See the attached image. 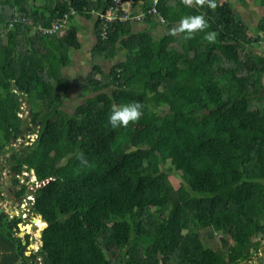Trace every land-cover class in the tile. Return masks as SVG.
Returning <instances> with one entry per match:
<instances>
[{
  "label": "trees",
  "instance_id": "trees-1",
  "mask_svg": "<svg viewBox=\"0 0 264 264\" xmlns=\"http://www.w3.org/2000/svg\"><path fill=\"white\" fill-rule=\"evenodd\" d=\"M254 1L264 10V0ZM109 2L0 0V157L12 136L39 126L36 140L8 161L16 174L25 167L38 183L49 179L30 205L47 222L34 262L250 260L264 238V54L254 46L264 42V12L255 26L261 36L250 33L228 0H214L215 8L207 0L191 6L159 0L166 23L152 14L138 31L134 22H114L106 38L98 18L92 57L112 59L123 50L124 59L108 71L96 63L87 77L70 82L62 69L81 47L72 20ZM71 10L63 33H32ZM175 15H202L208 27L173 34L180 22L168 16ZM207 32L216 34L214 41ZM61 87L86 97L72 113L63 108ZM23 102L30 103L27 124L18 114ZM133 102L142 115L113 129L112 106ZM173 173L181 177L179 187ZM18 222L0 213V264L20 260L17 248L24 245L13 236ZM110 244L118 250L107 255Z\"/></svg>",
  "mask_w": 264,
  "mask_h": 264
},
{
  "label": "crops",
  "instance_id": "crops-1",
  "mask_svg": "<svg viewBox=\"0 0 264 264\" xmlns=\"http://www.w3.org/2000/svg\"><path fill=\"white\" fill-rule=\"evenodd\" d=\"M149 1L150 0H139V3H140V5L143 6L145 3H149ZM228 1H230V0H228ZM230 2L233 5V2L232 1H230ZM172 17L181 18V19L183 18L181 15L168 16V18L170 19V21H171V18ZM74 19L76 20V23L79 26V30H80L79 31V40L81 42V47L78 48V49H73L70 52V54H71V63L67 67H64L62 69L63 75L70 82H72L74 79H77V78L87 77L90 74V72H91L94 64H96V63L100 64L103 67L104 70L108 71L113 64H115L118 61L124 59V57L122 56L123 50L120 51V53H119V55L117 57L112 58V59H95V58H93L91 52H92L93 47L97 43V34H96V27H95V23H96L97 18L94 15H91V16L77 15ZM146 26H147V23H144L143 21L134 22L133 23V31L142 30ZM66 30H67V28H66ZM34 32L35 31H32V33H34ZM61 33H63V31L60 32L59 34H61ZM59 34H57V35H59ZM108 61H111V63L112 62H114V63H112L110 66L107 67L108 69H106L105 68V65L108 64ZM90 64H91V67L88 68ZM67 71H70V72L67 74ZM75 71H77L76 74H75ZM62 88L63 87H61L60 89H62ZM63 89H65V88H63ZM66 89H69V88H66ZM59 92L60 91H58V93ZM28 103L29 102H23L22 108H21V110L18 113L19 116L22 119H23V115H22L23 112L28 111L27 112L28 114L30 112L28 110V106L30 105V103L29 104ZM24 123H25V121H24ZM31 135L33 136L34 134H31ZM27 136H30V134H27ZM27 136H25V133H23L18 138H14L12 136L11 142L7 145L6 153L3 154V155H1L0 160H2L3 159V156H6V155H7V160H8L9 155L14 152V149L15 148H13V146L11 145V143L14 142V140H18L19 138L20 139H26L25 137H27ZM35 140H36V138L33 141H35ZM9 148H10V150H9L10 153L8 154V149ZM0 170H1V168H0ZM31 170L34 171L33 169H31ZM31 170H28V171L33 176L32 177V180L33 181H36L37 178H35V176H34L35 172L33 174V172ZM30 180H31V178H30ZM12 181H13V178L11 179V182ZM12 183L9 182V185H12ZM4 192H5V186L3 185V182L0 181V209H1L0 213H4L6 215V217H7V219H10L14 215V212H16L15 215H18V212H19L18 209H17L18 208L17 207L18 205H15V204L12 205V204H10V202L8 201V199H6L5 196H4ZM29 196H34V195L28 194V198H29ZM35 216H37V215H35ZM31 218H33V215H32ZM31 218L28 219L27 222H29V220L31 221ZM18 219H20V218H18ZM21 222H23L24 224L27 223L26 221H20V223ZM37 233H38L37 235L39 236L40 229H38ZM23 234H24V232L21 231V233L19 234V236L20 235H23ZM21 241H22V245H25V241L23 239H21ZM41 243H42L41 239H38L35 243H33V245H35L36 248H39L41 246ZM2 247L3 248H6L8 246H5V247L2 246ZM17 253L20 254L19 253V248H17ZM259 256H260V254L258 255L257 252H255L251 256V259L250 260L244 261V262H242V264H258L257 262L259 260ZM19 258H20V260H18L14 264H22L21 262H22V260H24V258H21V255H20ZM27 264H29V263H27Z\"/></svg>",
  "mask_w": 264,
  "mask_h": 264
},
{
  "label": "flooded vegetation",
  "instance_id": "flooded-vegetation-1",
  "mask_svg": "<svg viewBox=\"0 0 264 264\" xmlns=\"http://www.w3.org/2000/svg\"><path fill=\"white\" fill-rule=\"evenodd\" d=\"M40 124V122H39ZM39 126H35L32 125L31 128L33 129H38ZM27 130H31L30 128H27ZM36 132V130H34ZM27 139L26 145H29L33 142V140L31 141V133L30 136L25 137ZM24 140V139H22ZM25 142H19L17 148L14 149V152H18L20 147L22 145H24ZM12 161V160H11ZM7 165V164H6ZM5 164H3V161L0 160V181L3 182V185L5 186V192H4V196L6 199H8V201L10 202V204H15L18 205L17 209L19 210L20 208H22V216L25 218V221L27 222L28 219H30L33 215V218H31V221L29 220V222H27L26 224H29V226H31V229L28 228V230H24V234L20 235L21 233V229L19 228V224L20 221H23V219H18V215H20V213H18V215H13L9 220L10 221H15V220H19L18 224V231H15L13 233V236L21 238L25 241V245L24 247H20L19 248V253L21 255V258H24L26 260V264H38L40 263V257H37L36 261L34 262V255L36 254V252L39 250V248H36L35 245H33V243H35L38 239L41 238V230L39 233V236L37 235V231H38V227L36 226V222H39V218L37 217L36 222L33 221L34 216L36 214H34L31 211L30 202H27V200L25 198H28V191L30 189H32L34 191V193H31L33 196V198H35V191L36 189L39 187L37 186V184L35 183L36 181L30 180V178L28 177L29 175L27 174V170L24 167L21 171L20 174H16V172L13 170V164H11L8 161V165L9 167L7 168ZM12 178H17L19 180V183L17 184L15 180H13L11 182ZM9 182L12 183V185H9ZM26 186L27 189L25 190L24 193H20L19 191L22 190V188ZM24 207V208H23ZM24 210V211H23ZM26 214V216L24 215ZM33 230V232H31Z\"/></svg>",
  "mask_w": 264,
  "mask_h": 264
},
{
  "label": "built area",
  "instance_id": "built-area-1",
  "mask_svg": "<svg viewBox=\"0 0 264 264\" xmlns=\"http://www.w3.org/2000/svg\"><path fill=\"white\" fill-rule=\"evenodd\" d=\"M158 2L159 0H150L148 9L144 10L142 5H140L139 0H110L107 7L103 11H96L95 9H92L88 13L89 15H94L97 19L99 18L101 20L102 36L103 38H106L107 28L114 22H139L143 21L147 15L152 14L158 16L161 22L166 23L167 17L162 15L158 9ZM72 13H74V10L64 13L49 26H33V31H39L44 35H57L62 31V29L68 28L70 24V15ZM29 198H33V196H29ZM24 215L26 216V214ZM43 224H46V221L43 219H41V223L36 222V226L40 230L43 227ZM263 252L264 250L262 251L260 246L257 251V254H260L257 262L258 264H264Z\"/></svg>",
  "mask_w": 264,
  "mask_h": 264
},
{
  "label": "rangeland",
  "instance_id": "rangeland-1",
  "mask_svg": "<svg viewBox=\"0 0 264 264\" xmlns=\"http://www.w3.org/2000/svg\"><path fill=\"white\" fill-rule=\"evenodd\" d=\"M37 1V4H40V3H43L44 1L47 2L48 0H36ZM233 2V6L234 8L236 9L237 11V17L241 20H244L245 22H247V24L249 25L250 27V33L251 34H254L255 36H258L259 34L256 32L255 30V26L256 24L258 23V20L259 18L263 15V8L261 6H259L254 0H230ZM77 16V15H76ZM75 16V17H76ZM171 21H177V22H180L181 21V18H176V17H172L171 18ZM72 22L76 23V20L73 19ZM66 30L65 29H62V31L64 32ZM61 31V32H62ZM261 36V35H259ZM255 48L258 52H261L262 54H264V42L262 40H260L258 43H255ZM114 63V62H112ZM111 61H108V64L105 65V68L108 69L107 67L110 66L111 64ZM92 64V63H91ZM91 64L89 65L88 68L91 67ZM88 66V65H87ZM86 66V67H87ZM70 71H67V74L69 73ZM77 71H75V74H76ZM60 94L63 96L64 98V104H63V108L69 112V113H72L74 108L76 107L77 104H80V103H84V99L86 98H82V99H79L78 97H76L74 95V93L71 91V89H60ZM89 97V95H87ZM25 106V105H24ZM28 111H25L22 113L23 115V120L25 121V124H27L28 122ZM34 134L33 136L31 135V141L34 140L36 137H37V133L32 129V130H27L25 132V136H27V134ZM19 142H25V144L27 142H30V141H27V139H18V140H14V142L11 143V145L13 146V148H17ZM10 148L8 149V154L10 153ZM3 164H7V168L9 167L8 165V160H7V155L6 156H3ZM32 171V170H31ZM27 173H28V177L31 178L32 180V174L27 170ZM31 175V176H30ZM170 179L172 180L173 184L175 187H179L180 185V181H181V177L178 176L177 174L173 173L171 176H170ZM37 184V186L39 185L38 181L36 180L35 182ZM39 218V217H38ZM39 222L41 223V219L39 218ZM200 229V228H199ZM200 232L203 236V238L208 242L209 245L213 246L214 245V241H209L208 239V233L206 232V229H200ZM217 237V235H216ZM260 244H261V250L263 251L264 250V239H260ZM118 248L116 247L115 244H110L108 245V252H107V255H110L109 252H115L117 251ZM264 253V252H263ZM263 257H264V254H263Z\"/></svg>",
  "mask_w": 264,
  "mask_h": 264
},
{
  "label": "clouds",
  "instance_id": "clouds-1",
  "mask_svg": "<svg viewBox=\"0 0 264 264\" xmlns=\"http://www.w3.org/2000/svg\"><path fill=\"white\" fill-rule=\"evenodd\" d=\"M186 6H191L193 0H182ZM205 0H196V3L203 4ZM207 4L211 8H215L214 0H207ZM208 27L207 20L202 15H193L184 17L181 19L178 28H174L172 33L175 34L177 30L184 31L186 30L187 35L191 36L196 30H203ZM214 32L205 33V38L208 41L215 40ZM141 105L139 102H133L128 104H123L120 106L113 105L111 111L107 116L108 123L113 129L117 127H125L129 124L130 121H136L142 115ZM78 158L82 163H85L86 160L82 153L78 154ZM44 220V219H43Z\"/></svg>",
  "mask_w": 264,
  "mask_h": 264
},
{
  "label": "water",
  "instance_id": "water-1",
  "mask_svg": "<svg viewBox=\"0 0 264 264\" xmlns=\"http://www.w3.org/2000/svg\"><path fill=\"white\" fill-rule=\"evenodd\" d=\"M28 104H29V103H28ZM32 172H33V174H34V171H32ZM34 176H35V178H36V175H35V174H34ZM48 181H49V179H46V180L42 181L41 183H39L38 186L45 185ZM31 193H34V191H33L32 189H30V190L28 191V194H31ZM25 199L27 200V202H30L31 204L34 202L33 198H25ZM23 208H24V207H23ZM0 211H1V209H0ZM18 211H19L18 213H20V215H18V218L23 219V221H25V218L22 216V208H20ZM23 211H24V210H23ZM15 213H16V212H14V215H15ZM37 217H39L40 219H43L41 215H37V216H34L33 221H36ZM46 225H47V222H46V224H43V227L41 228V231L45 228ZM19 227H20V229H21L22 231H24V230H28V228L31 229V226H29V224H24L23 222H21V223L19 224ZM24 232H25V231H24ZM31 232H33V230H32Z\"/></svg>",
  "mask_w": 264,
  "mask_h": 264
}]
</instances>
